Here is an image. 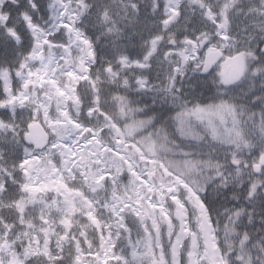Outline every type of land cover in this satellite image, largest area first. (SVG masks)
<instances>
[{
	"label": "snow or ice",
	"instance_id": "1",
	"mask_svg": "<svg viewBox=\"0 0 264 264\" xmlns=\"http://www.w3.org/2000/svg\"><path fill=\"white\" fill-rule=\"evenodd\" d=\"M0 264H264V0H0Z\"/></svg>",
	"mask_w": 264,
	"mask_h": 264
}]
</instances>
